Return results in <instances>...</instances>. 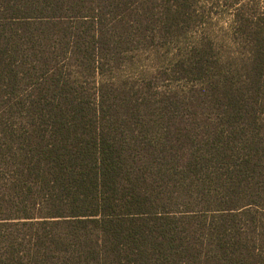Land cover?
<instances>
[{"label":"trees","instance_id":"1","mask_svg":"<svg viewBox=\"0 0 264 264\" xmlns=\"http://www.w3.org/2000/svg\"><path fill=\"white\" fill-rule=\"evenodd\" d=\"M202 1L0 0V264H264V5Z\"/></svg>","mask_w":264,"mask_h":264},{"label":"rangeland","instance_id":"2","mask_svg":"<svg viewBox=\"0 0 264 264\" xmlns=\"http://www.w3.org/2000/svg\"><path fill=\"white\" fill-rule=\"evenodd\" d=\"M234 0H228L227 3L225 1L220 2V4L217 5L216 0H203L202 4L207 7V11L212 14L211 18H209L208 22L209 24H213L216 29H220L222 26L227 27L229 23V16L226 13L227 6ZM245 2H249V4L259 5L262 7L264 5V0H244ZM215 4V7H211V5ZM201 29V28H199Z\"/></svg>","mask_w":264,"mask_h":264}]
</instances>
